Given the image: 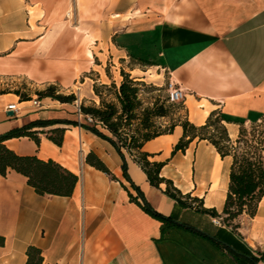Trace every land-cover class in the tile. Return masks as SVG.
<instances>
[{
  "label": "crops",
  "instance_id": "obj_1",
  "mask_svg": "<svg viewBox=\"0 0 264 264\" xmlns=\"http://www.w3.org/2000/svg\"><path fill=\"white\" fill-rule=\"evenodd\" d=\"M89 1V2H88ZM71 0H0V73L22 74L38 81L56 71L50 63L31 66V57L77 55L74 32L51 17ZM74 5L80 0H73ZM87 0L89 7L116 11L122 27L112 31L110 48L120 60L164 71L183 89L187 118L195 125L215 111L230 136L239 124L264 118V0ZM102 4V5H101ZM29 8L40 9L32 18ZM132 11V12H131ZM36 26L50 28L33 33ZM75 34V33H74ZM78 39L81 34L79 33ZM75 37V36H74ZM69 41V44H67ZM9 57L8 60L1 58ZM131 76L145 80V74ZM92 100L98 101L91 85ZM21 100L12 91L0 93V134L24 124L36 125L39 142L28 136L6 139L19 155L53 161L77 176L71 195L38 194L27 177L9 169L0 174V264H25L27 248L40 249L41 264H264V196L241 236L215 218L180 207L163 190L151 185L139 165L126 156L127 173L114 147L88 129L65 122L76 120L66 111L70 103L44 97ZM15 104L16 110L7 109ZM64 128L61 145L47 137L50 129ZM182 135L171 133L146 141L142 150L150 160L164 161L160 176L169 178L182 193L203 199L204 206L221 209L229 182L230 157L221 158L205 139H193L184 152L171 155ZM93 152L116 177L85 161ZM179 174L181 176H179ZM189 224L225 243L236 255L213 241L176 226L162 228L141 205ZM247 257H252V262Z\"/></svg>",
  "mask_w": 264,
  "mask_h": 264
},
{
  "label": "trees",
  "instance_id": "obj_2",
  "mask_svg": "<svg viewBox=\"0 0 264 264\" xmlns=\"http://www.w3.org/2000/svg\"><path fill=\"white\" fill-rule=\"evenodd\" d=\"M120 76L118 83L114 80H111L109 84L93 83L92 90L98 99L97 103L94 100L88 105L84 101L79 103V113L83 116L89 115L93 123H81L77 120L65 122L88 129L108 141L121 157L124 177L131 182L139 194L141 190L132 183L127 173L126 156L131 157L139 165L151 185L159 187L161 183H165L163 192L180 207L190 208L218 219L221 225L241 236L239 219L244 215L253 218L264 196V139L242 127L245 124L243 121H236L239 128L236 138L232 139L223 122H229L231 119L215 111L209 113L203 124L195 125L188 120L186 114L184 117L175 116L174 104L168 103V95L164 100H160L159 97L145 100L142 92L152 86L146 85L142 79L131 76L123 69L120 70ZM4 92L7 91L0 90V93ZM14 93L19 95L21 100L30 99L29 96L22 95L18 91ZM37 94L39 99L50 97L61 103H72L77 99L73 92L69 94L59 92L54 84H48L44 90L37 91ZM166 117H169L170 121L162 127L160 120ZM56 122L61 121L56 119L31 121L0 134V174L5 175L9 169L23 174L27 177L28 184L41 195H71L77 181L74 173L52 159L42 160L35 155H19L4 143L6 139L19 136H28L38 143V131L31 128ZM255 123L257 122L253 124ZM176 125L182 127V135L174 144L171 155L177 151L184 152L189 143L198 138L211 143L222 159L231 158L227 192L220 210L204 206L202 198L191 196L189 192L182 193L173 185L171 179L160 176V170L165 162L150 160L148 157L150 154L142 150L146 141L163 133H171ZM48 132L50 133H47V137L55 144L61 145L64 128L55 127ZM85 161L107 173L112 179L116 178L93 152L86 155ZM141 206L149 215L161 222L162 228L176 226L201 235L220 247L232 251L225 243L189 224L161 214L147 203ZM232 252L241 255L235 251ZM26 254L25 264H41L42 256L39 248L29 246ZM259 255L261 260H264V252H260ZM247 258L255 262L252 257Z\"/></svg>",
  "mask_w": 264,
  "mask_h": 264
},
{
  "label": "rangeland",
  "instance_id": "obj_3",
  "mask_svg": "<svg viewBox=\"0 0 264 264\" xmlns=\"http://www.w3.org/2000/svg\"><path fill=\"white\" fill-rule=\"evenodd\" d=\"M81 3L74 5L73 0L69 5L62 10L55 11L52 18L59 23H66L67 25L62 27L65 32H74L72 42L74 49L78 54L71 56L61 57H48L29 58L28 65L39 66L41 60L43 61V70L46 65L50 63V70L56 71L49 74L48 81H38L28 78L22 74H2L0 73V90L4 91H18L22 95H27L32 98H37V91L44 90L48 84H54L57 90L63 94H69L73 92L77 99L70 103V109L66 113L70 117H75L77 121L85 123L83 115L79 116L77 105L84 101L86 105L92 102L91 85L97 84H109L111 80L118 83L121 79L120 70L129 71L134 69L135 74H141L144 71L143 80L146 85L152 86L142 92V97L145 100H152L154 97H159L160 100L166 99L169 93L170 78L168 75L159 68L136 66L131 60H120L115 56L110 48V35L112 31L122 27L123 16L116 15V11H108L105 9L97 10L96 8L89 7L87 0H80ZM89 2V1H88ZM98 0L97 4H99ZM102 5V4H101ZM30 16L32 18L39 17L41 14L40 9L29 8ZM132 12V11H131ZM49 26H36L32 22V30L35 35L37 31H47ZM81 34L78 39V34ZM75 36V37H74ZM69 44V41H67ZM9 57L1 58V60H8ZM97 103V101H96ZM170 103V102H168ZM174 104L175 116L184 117L187 116V109L182 100L172 102ZM169 117L160 120L162 127L169 123ZM244 127L248 132H254L258 137L264 139V119L255 124H244ZM93 133V132H92ZM237 136H230L235 139ZM179 176H181L179 174ZM240 228L246 229L249 226L250 218L246 215L239 219Z\"/></svg>",
  "mask_w": 264,
  "mask_h": 264
},
{
  "label": "built area",
  "instance_id": "obj_4",
  "mask_svg": "<svg viewBox=\"0 0 264 264\" xmlns=\"http://www.w3.org/2000/svg\"><path fill=\"white\" fill-rule=\"evenodd\" d=\"M169 93H168V100L169 102H173V101H177V100H182L183 97H184V93H183V89L177 85L176 83H174L173 81H170V84H169ZM32 103L33 105L35 106H39V101L37 98H32ZM79 105V104H78ZM77 105V107H78ZM7 109H10V110H16V107H15V104L11 103L7 106ZM78 113H79V109H78ZM81 114L79 113V116ZM84 118V121L86 123H93V119L89 116V115H86V116H83ZM215 221L217 223H220V221L218 219H215Z\"/></svg>",
  "mask_w": 264,
  "mask_h": 264
}]
</instances>
